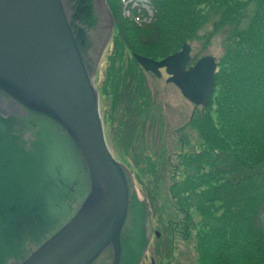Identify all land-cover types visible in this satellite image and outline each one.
Listing matches in <instances>:
<instances>
[{
	"label": "water",
	"instance_id": "95a60500",
	"mask_svg": "<svg viewBox=\"0 0 264 264\" xmlns=\"http://www.w3.org/2000/svg\"><path fill=\"white\" fill-rule=\"evenodd\" d=\"M113 26L106 0H0V264H140L147 251L149 203L107 145L94 83ZM190 51L133 57L206 107L216 61L187 67Z\"/></svg>",
	"mask_w": 264,
	"mask_h": 264
},
{
	"label": "trees",
	"instance_id": "16d2710c",
	"mask_svg": "<svg viewBox=\"0 0 264 264\" xmlns=\"http://www.w3.org/2000/svg\"><path fill=\"white\" fill-rule=\"evenodd\" d=\"M147 2L151 20L138 26L132 18L139 15L137 9L127 17L124 0H106L114 31L105 67L95 78L99 96L113 110L101 113L104 125L118 120L120 139L133 146L146 122L150 97L144 70L132 53L159 60L190 41L204 38V44L210 43L225 29L226 48L216 61L214 92L186 124L197 133V148L179 153L175 168L181 164L188 171L183 178L176 180L177 173H172L170 198L184 218L163 226L190 234V217L196 215L197 264H264V0ZM210 10L217 18L207 31ZM195 60L191 57L189 64ZM146 160L155 165L149 155ZM150 174L154 179L144 193L153 218L151 183L157 184L160 174ZM158 233L155 253L162 257L169 249L159 246Z\"/></svg>",
	"mask_w": 264,
	"mask_h": 264
},
{
	"label": "rangeland",
	"instance_id": "374dc122",
	"mask_svg": "<svg viewBox=\"0 0 264 264\" xmlns=\"http://www.w3.org/2000/svg\"><path fill=\"white\" fill-rule=\"evenodd\" d=\"M208 13L207 31L211 29L212 22L217 18L215 10H210ZM226 35L224 29L215 33L210 43L204 44V38L188 42L191 45V57L197 60L199 57L211 55L218 61L225 52ZM110 46L109 42L100 60L95 75L96 79L101 76L105 67V57ZM161 73V77H157L152 73L143 71L150 97L148 105L150 109L146 115V122L142 123V128L139 125L142 132L140 130L133 146L128 142L126 144L125 139H120L118 120L115 122L109 120L105 123V136L114 157L127 165L131 173L137 177L138 180L134 178V183L140 197L144 192L146 183L154 179V175L150 173L154 171V173L160 174V181L157 184L151 183L154 186L153 204L156 208L151 226L153 231L158 230L162 233L158 240L162 244L159 246H167L169 250L165 256H158L155 253L157 241L153 235L142 264H197L195 235L198 218L196 215L191 214L190 217V234H186V230L179 228L176 231L175 227H173V231L169 229L167 231L164 230L163 225H167L170 219L174 223L175 221L181 222L184 218V213L179 211L174 204V198H170L169 187L173 183L172 173H177L176 180H181L184 176L183 173L188 172L181 164L177 169L175 166L180 163L179 153L183 154L197 148V133L186 124L192 114L201 106H194L184 98L175 85L166 82L167 74L165 71L161 70ZM103 98L100 96L99 99L101 113L104 111L106 115H110L109 113H112L113 110L110 109L109 102ZM109 98H111L110 95ZM109 98L106 99L109 101ZM115 114L118 119L119 112H115ZM146 155L150 156L155 165L146 160Z\"/></svg>",
	"mask_w": 264,
	"mask_h": 264
}]
</instances>
